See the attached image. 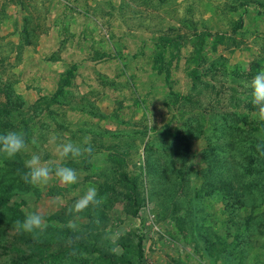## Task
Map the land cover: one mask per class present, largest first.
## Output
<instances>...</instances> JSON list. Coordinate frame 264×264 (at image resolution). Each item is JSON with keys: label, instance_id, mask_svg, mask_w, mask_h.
I'll return each mask as SVG.
<instances>
[{"label": "rangeland", "instance_id": "rangeland-1", "mask_svg": "<svg viewBox=\"0 0 264 264\" xmlns=\"http://www.w3.org/2000/svg\"><path fill=\"white\" fill-rule=\"evenodd\" d=\"M262 68L264 0H0V132L28 142L0 163V264H264L221 132ZM52 135L93 150L58 160ZM32 153L77 183L25 184ZM89 184L104 202L71 215ZM29 212L43 231L16 230Z\"/></svg>", "mask_w": 264, "mask_h": 264}, {"label": "clouds", "instance_id": "clouds-1", "mask_svg": "<svg viewBox=\"0 0 264 264\" xmlns=\"http://www.w3.org/2000/svg\"><path fill=\"white\" fill-rule=\"evenodd\" d=\"M251 89V104L254 108V118L264 123V68L255 74L249 85ZM91 137L85 136L80 142H59L56 135H52L49 144L54 146V151L58 160L73 161L90 154L92 145ZM28 151V142L25 133L21 131H3L0 132V159L13 160ZM25 171L21 179L25 184L31 185L37 190L43 191L51 176H55L63 185L72 186L78 181V175L75 169L55 164L53 161H43L39 153H32L29 158L23 161ZM104 202L100 196L98 187L89 184L84 193L76 199L75 203L69 209L73 216L85 211L90 206H99ZM45 224L44 218L38 212H29L24 215L22 220L16 221V230L25 234H37L43 231ZM69 229H75L76 223L72 220L68 222Z\"/></svg>", "mask_w": 264, "mask_h": 264}, {"label": "trees", "instance_id": "trees-1", "mask_svg": "<svg viewBox=\"0 0 264 264\" xmlns=\"http://www.w3.org/2000/svg\"><path fill=\"white\" fill-rule=\"evenodd\" d=\"M236 101L241 102L239 99ZM249 106V110H251L248 111L249 113L233 111L223 114L221 120L224 131L221 132L228 141L227 155L231 158L228 167L232 175V192L235 193L238 200L240 199L241 204H244L241 198H248V194H253L256 199H262L259 203L254 202L249 205L250 210L255 212L264 208V123L251 122L250 117L254 110L252 104ZM25 126L27 125L25 124ZM16 162L11 163L8 160L0 159V163L5 165L6 174L21 171L19 163ZM262 223L257 224V227L261 228L264 234V220ZM248 228L252 229L250 221L247 223ZM247 238L251 240L252 237L248 235L244 239L245 242ZM32 244L29 245V248L32 247ZM33 251L35 249H32Z\"/></svg>", "mask_w": 264, "mask_h": 264}]
</instances>
